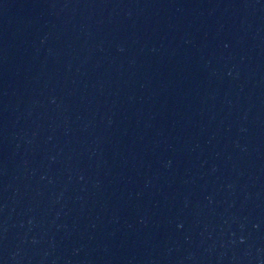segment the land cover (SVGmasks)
I'll return each instance as SVG.
<instances>
[{
    "label": "water",
    "instance_id": "95a60500",
    "mask_svg": "<svg viewBox=\"0 0 264 264\" xmlns=\"http://www.w3.org/2000/svg\"><path fill=\"white\" fill-rule=\"evenodd\" d=\"M0 264H264V0H0Z\"/></svg>",
    "mask_w": 264,
    "mask_h": 264
}]
</instances>
